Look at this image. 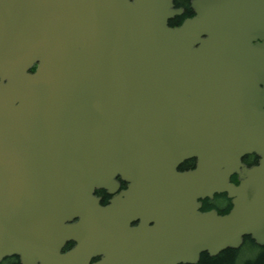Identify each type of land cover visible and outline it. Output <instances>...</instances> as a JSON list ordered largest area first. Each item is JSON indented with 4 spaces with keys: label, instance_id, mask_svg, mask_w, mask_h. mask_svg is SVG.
I'll use <instances>...</instances> for the list:
<instances>
[{
    "label": "water",
    "instance_id": "95a60500",
    "mask_svg": "<svg viewBox=\"0 0 264 264\" xmlns=\"http://www.w3.org/2000/svg\"><path fill=\"white\" fill-rule=\"evenodd\" d=\"M173 2L0 0V261L195 264L264 245V0H192L170 27ZM116 176L130 187L101 208ZM221 192L227 215L199 211ZM146 210L154 225L131 228Z\"/></svg>",
    "mask_w": 264,
    "mask_h": 264
},
{
    "label": "flooded vegetation",
    "instance_id": "af4514ba",
    "mask_svg": "<svg viewBox=\"0 0 264 264\" xmlns=\"http://www.w3.org/2000/svg\"><path fill=\"white\" fill-rule=\"evenodd\" d=\"M191 0L187 1V7L189 8V13L187 15V17L184 18L188 19L189 17H193L195 15L194 11H192L191 7ZM174 7L175 8H182V10L184 11V6H180V3L178 2V0H174ZM185 14V11L183 12L182 15ZM260 161V157H258L256 154L251 153V154H247L244 155L241 159L242 164H244L247 168H252L253 166H257L259 164ZM197 165V160L196 158H190V159H185L183 160V163H181L178 167H177V172L183 173V172H187V171H193L195 170V167ZM231 183H233L235 186L239 185V181H238V175L234 174L230 177V181ZM130 183L129 181H125L121 176H116L114 178V181L112 182V184L110 186H106V187H101V188H96L94 191V196L99 199V206L101 208L107 207L112 205V202L116 199H124L123 198V194L126 193V191L129 189ZM198 203L200 204V208L199 211L203 214H206L208 212H215L217 214V216H224L227 215L232 208V199L229 198V195L227 193L221 192L219 194H215L212 197H207L205 199H200L198 201ZM142 213H133L134 216H129V220L131 219L132 221L130 223L131 228H137L139 227V225L145 221L148 225V228H151V226L154 225L155 221L154 219L151 218V212L149 210H146V212H143L144 216H140ZM76 220H72L71 222H75ZM76 242L74 240H69L66 241L63 245L62 248L60 250L61 253L65 254L70 252L72 249H74L76 246ZM261 248H264V246H260L258 245L252 238H250L249 236H244L243 237V242L242 244L238 247V248H226L224 250H221L220 253L216 254V255H209L208 252H203L200 254L199 259L201 258V256H207L209 259L210 258H215L220 256L222 253L226 252L227 250L229 251H237L235 258H239V260H237L239 263H244V261H246L248 258L252 257V254H255L257 250H260ZM245 249H249L251 250V254H244V250ZM234 258V259H235ZM101 257H95V259L91 260V264L95 263L96 261L100 260ZM198 259V261H199ZM0 264H23L22 260H20V257L18 255H14V256H5ZM198 264V262L196 263Z\"/></svg>",
    "mask_w": 264,
    "mask_h": 264
},
{
    "label": "trees",
    "instance_id": "16d2710c",
    "mask_svg": "<svg viewBox=\"0 0 264 264\" xmlns=\"http://www.w3.org/2000/svg\"><path fill=\"white\" fill-rule=\"evenodd\" d=\"M187 1L188 0H178L180 3V6H184L185 14L181 17L174 18L171 20L170 26H177V24H181L182 20L187 17L189 13V8L187 7ZM237 251H229L222 253L220 256L215 258H208L207 256H201V258L198 261V264H264V248H261L260 250H257L255 254H252V257L248 258L244 263H239L237 260L239 258H235ZM235 258V259H234Z\"/></svg>",
    "mask_w": 264,
    "mask_h": 264
},
{
    "label": "bare ground",
    "instance_id": "6f19581e",
    "mask_svg": "<svg viewBox=\"0 0 264 264\" xmlns=\"http://www.w3.org/2000/svg\"><path fill=\"white\" fill-rule=\"evenodd\" d=\"M251 252H252L251 250H249V249H245L243 253H244V254H251Z\"/></svg>",
    "mask_w": 264,
    "mask_h": 264
}]
</instances>
